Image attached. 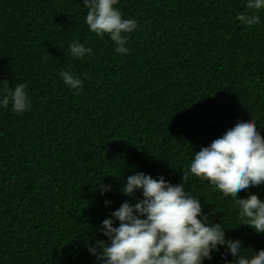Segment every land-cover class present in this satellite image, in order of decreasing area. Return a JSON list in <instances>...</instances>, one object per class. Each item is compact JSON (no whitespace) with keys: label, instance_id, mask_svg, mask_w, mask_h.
<instances>
[{"label":"trees","instance_id":"1","mask_svg":"<svg viewBox=\"0 0 264 264\" xmlns=\"http://www.w3.org/2000/svg\"><path fill=\"white\" fill-rule=\"evenodd\" d=\"M138 21L130 52L91 32L83 0H0V95L25 83L31 108H0V264H95L87 247L121 204L137 172L182 182L242 249L264 234L240 225L238 205L189 174L195 152L237 120L264 137V9L236 21L244 0H120ZM93 54L73 57L69 45ZM61 71L83 81L75 94ZM111 185L101 196L99 185ZM264 200V185L238 193ZM105 200L110 201L105 206ZM118 226V224H114ZM235 228V229H233ZM221 253H224L222 258ZM205 264H233L221 248Z\"/></svg>","mask_w":264,"mask_h":264},{"label":"clouds","instance_id":"2","mask_svg":"<svg viewBox=\"0 0 264 264\" xmlns=\"http://www.w3.org/2000/svg\"><path fill=\"white\" fill-rule=\"evenodd\" d=\"M120 0H83L88 9L85 23L97 36L108 35L118 54H129V34L138 29V21L124 18L117 5ZM245 11L238 12L236 21L252 26L260 17L250 12L264 9V0H244ZM70 54L83 59L93 54L83 44L69 45ZM66 86L79 94L83 81L71 71H61ZM4 83L0 95V108H8L23 115L31 108L25 83L13 90ZM255 119L237 120L208 146L195 152L189 165V174L208 181L224 196L238 205L240 225L255 234H264V200L256 194L237 198L238 193L251 187L264 185V137L257 130ZM182 182L172 184L164 177L137 172L127 176L120 194L132 198L141 193L135 204L124 202L98 229L106 240H98L87 247L95 264H205L221 248L233 258V264H264V249H242V242L226 238L225 228L212 223L202 212L199 198L186 191ZM101 196L112 192L111 185H99ZM105 200V206L110 205ZM118 224V226H114ZM235 229V228H233ZM224 258V253H221Z\"/></svg>","mask_w":264,"mask_h":264}]
</instances>
